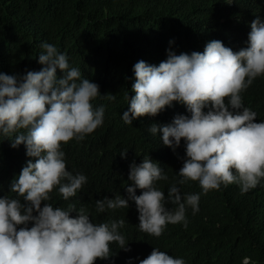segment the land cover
<instances>
[{
    "label": "clouds",
    "instance_id": "1",
    "mask_svg": "<svg viewBox=\"0 0 264 264\" xmlns=\"http://www.w3.org/2000/svg\"><path fill=\"white\" fill-rule=\"evenodd\" d=\"M233 0H225L231 4ZM247 46L238 51L219 40L208 42L203 52L179 55L168 51L159 65L141 60L133 66L131 98L121 119L132 125L145 115L155 117L173 102L183 105L187 115L177 114L171 123L151 124L173 153L185 150L183 166L167 195L157 187L167 181L166 172L150 156L129 166L127 199L121 195L96 200L95 210L104 213L129 208L135 203L139 230L160 237L168 224L187 226L186 212L199 211L201 194L219 191L230 184L241 193L256 188L264 180V120L243 105L242 93L257 77L264 76V20L250 24ZM39 71L24 75L0 73V136L11 140V147L23 144L30 157L10 191L23 200L0 197V264H94L115 254L110 245L130 251L120 232L125 221L94 223L84 209L74 205L58 207L59 199L71 201L82 194L87 176L73 174L66 167L63 145L82 141L103 125L105 108L93 106L98 97L114 101L113 94L101 95L99 85L83 78L68 56L48 42ZM57 70L62 73L57 76ZM24 130V131H21ZM127 150L120 153L126 158ZM198 182L201 193L182 194L178 185ZM136 189L141 190L136 195ZM43 202V204H42ZM171 202L174 209L166 205ZM75 212L76 215L71 214ZM244 258L243 264H249ZM126 264H133L129 258ZM139 264H186L183 258L153 247Z\"/></svg>",
    "mask_w": 264,
    "mask_h": 264
},
{
    "label": "trees",
    "instance_id": "2",
    "mask_svg": "<svg viewBox=\"0 0 264 264\" xmlns=\"http://www.w3.org/2000/svg\"><path fill=\"white\" fill-rule=\"evenodd\" d=\"M257 16L264 20V0L231 4L225 0H0V73L39 71L44 67L38 63L40 44L48 42L68 56L83 78L98 84L101 95L116 96L114 101L98 97L92 102L105 108L102 126L82 141L63 145L67 169L88 180L80 196L68 202L59 199L57 206L84 209L94 223L125 221L120 232L131 250H120L113 243L110 248L116 254L109 260L97 258L94 264H126L129 258L139 264L153 247L183 258L186 264H243L244 258H250L249 264H264V180L246 193L230 184L201 194L199 211L193 215L187 209V226L168 224L160 237L139 230L132 201L129 208L95 210L96 200L104 197L127 199L133 161L139 164L150 156L159 163L168 176L167 181L157 182L165 195L181 179L177 173L183 166V141L174 154L160 141L161 134L153 136L147 129L153 123L169 124L177 114L187 115L186 108L173 102L155 117L145 115L125 124L121 116L127 110V94L129 98L135 94L133 66L141 60L158 66L168 51L203 52L212 40L238 51L247 46L250 24ZM242 100L257 113L256 122L264 120V76L242 93ZM10 145V139L0 136V197L23 200L10 191V185L30 157L23 144L15 149ZM178 187L182 194L202 192L196 181ZM166 206L176 207L171 202Z\"/></svg>",
    "mask_w": 264,
    "mask_h": 264
}]
</instances>
